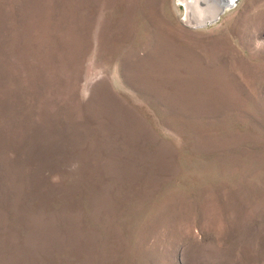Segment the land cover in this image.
<instances>
[{"label":"rangeland","instance_id":"obj_1","mask_svg":"<svg viewBox=\"0 0 264 264\" xmlns=\"http://www.w3.org/2000/svg\"><path fill=\"white\" fill-rule=\"evenodd\" d=\"M177 1L0 0V264H264V0Z\"/></svg>","mask_w":264,"mask_h":264},{"label":"bare ground","instance_id":"obj_2","mask_svg":"<svg viewBox=\"0 0 264 264\" xmlns=\"http://www.w3.org/2000/svg\"><path fill=\"white\" fill-rule=\"evenodd\" d=\"M233 0H178L185 8L182 22L189 28H202L220 20ZM233 8V7H232ZM230 9V8H229ZM155 36V35H154Z\"/></svg>","mask_w":264,"mask_h":264},{"label":"water","instance_id":"obj_3","mask_svg":"<svg viewBox=\"0 0 264 264\" xmlns=\"http://www.w3.org/2000/svg\"><path fill=\"white\" fill-rule=\"evenodd\" d=\"M229 6L228 5H226L225 7H224V9L227 7L228 9L229 8H232L233 6H234V4H235V0H233L232 2H229ZM215 22H213V23H210L209 25H211V24H214Z\"/></svg>","mask_w":264,"mask_h":264}]
</instances>
